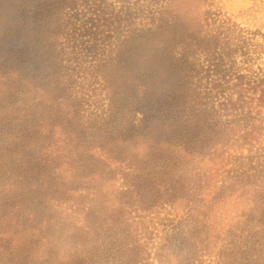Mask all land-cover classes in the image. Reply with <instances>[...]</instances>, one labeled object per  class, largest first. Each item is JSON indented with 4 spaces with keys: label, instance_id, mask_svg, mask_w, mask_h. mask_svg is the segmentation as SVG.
<instances>
[{
    "label": "rangeland",
    "instance_id": "rangeland-1",
    "mask_svg": "<svg viewBox=\"0 0 264 264\" xmlns=\"http://www.w3.org/2000/svg\"><path fill=\"white\" fill-rule=\"evenodd\" d=\"M106 1L133 9L150 6V0ZM68 2L0 0V184L5 182L2 177L11 176L2 162L12 165V160L17 164L22 158L25 172L47 174L48 192L58 198L42 199L43 215L60 220L66 214L70 220V211L80 206L103 224L102 218L116 214L112 215L116 224L126 230L123 240L138 242L136 264H227V243L239 246L248 235L243 225L236 229L229 219L241 207L226 200L216 206L222 209L221 225L209 234L203 221L191 229L184 210L162 205L148 193H157L158 187L144 180L148 158L133 145L139 141L137 133L144 132L137 118L144 117L143 112L164 110L170 104L166 96L170 89L185 80L203 90L209 86L206 78H218L217 73H208L211 62L225 71L234 65L248 78H264V0L161 1L168 2L164 31L156 30L157 22L141 18L145 23L111 52L94 47L84 6L77 5L74 31L61 25L62 16L77 10H68ZM23 78L32 84L30 101L19 93L26 84ZM208 99L204 102L217 101ZM97 142L124 145L121 154L126 164L97 163L92 151L74 157L78 149ZM65 157L70 165L62 166ZM84 159L94 162H86L83 168L72 162L82 165ZM59 165L62 174L52 170ZM94 171L96 175L86 177ZM132 184L142 193L140 202L151 209L136 206L139 198L132 194L136 190L130 188ZM94 188L98 194L90 195ZM8 219L0 217V227ZM10 226L12 233L0 235V264H39L33 260L39 253L31 247L22 253L27 240L18 234L22 229ZM60 251L68 253V248L60 246L54 255ZM99 254L98 264L119 261L114 249L102 248ZM159 254L167 263L160 261ZM58 258L46 262L60 264Z\"/></svg>",
    "mask_w": 264,
    "mask_h": 264
},
{
    "label": "trees",
    "instance_id": "trees-1",
    "mask_svg": "<svg viewBox=\"0 0 264 264\" xmlns=\"http://www.w3.org/2000/svg\"><path fill=\"white\" fill-rule=\"evenodd\" d=\"M161 1L164 0H150V6L142 9L125 5L117 7L114 2L106 0H70L66 6L73 11L77 5L87 9L84 14H89L84 22L94 47L111 52L133 36L145 23L142 19L157 22L156 30L164 31L169 1L166 4ZM77 14L78 9L73 15L67 12L65 18L62 16L63 20H60L61 25L74 31ZM101 45L103 48H98ZM210 72L217 73L218 78H206L209 86H204L203 90L198 88L197 83H186L184 80L166 94L170 104L164 110L143 112L144 117L137 118V125L143 127L144 132L137 133L139 141L134 142L133 149L143 151L144 157L148 158V162L145 161L148 170L144 180L158 187L157 193L153 190L148 193L162 205L184 210L191 229L196 230L203 221L209 234L215 229L214 226L222 224L218 221L223 214L222 209L216 206L225 204L226 200H234V206L241 208L230 214L229 219L237 225L236 229L238 225H243L248 235L239 246L232 241L227 243L228 248L224 252L226 263L264 264V78H248L239 73L234 65L225 71L216 62L209 65ZM22 81L26 84L24 89L19 88V93L30 101L32 88L29 86L32 84L27 78ZM212 97L217 101H210ZM149 98L144 99L145 103ZM204 99L210 102L206 103ZM26 111L24 116L28 117ZM23 120L25 124L28 123L27 119ZM123 146L97 142L90 148L83 146L78 149L74 157L80 158L82 154L92 151L98 158L97 163L122 165L126 164V158L121 154ZM68 160L65 157L62 166L70 165ZM22 161L21 158L15 164V160H12V165L2 162L10 170L11 176L6 179L2 177L5 182L0 184V217L10 218L6 222L3 220L0 235L12 233L10 224L21 228L18 234L24 235L21 237L23 241L27 239L22 253L26 252L27 246L31 247L39 253L33 259L39 260V264H49L46 261L54 257H59L60 264H98L99 250L102 248L114 249L118 254L119 261L108 264H136L135 255L138 252L135 248L138 242L123 240L126 230L116 224L112 217L116 214L110 213L107 215L109 219L107 216L101 219L106 220L104 223L108 226L97 222L89 216V209H79L80 206L70 211L69 215L73 217L70 220L66 219V214L64 217L61 215L60 220L43 215L39 209L42 199L54 202L58 198L48 192L50 182L47 174L37 176L34 171L25 172ZM89 161L94 162L92 159ZM72 162L83 168L87 159L82 165ZM229 164L231 167L227 168ZM62 166H52V170L59 169L62 174ZM95 172L86 177L96 175ZM130 188L135 190L136 185L132 184ZM97 192L98 189L94 188L90 195ZM133 193L139 198L136 203L139 209L151 207L146 208L147 205L140 202V190L136 188ZM34 200H38V203ZM102 232L104 235L101 236ZM60 246L68 248V253L60 251V255H54ZM159 258L167 263L161 254Z\"/></svg>",
    "mask_w": 264,
    "mask_h": 264
}]
</instances>
